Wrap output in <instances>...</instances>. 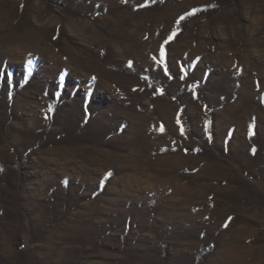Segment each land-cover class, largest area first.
<instances>
[{
    "label": "rangeland",
    "instance_id": "rangeland-1",
    "mask_svg": "<svg viewBox=\"0 0 264 264\" xmlns=\"http://www.w3.org/2000/svg\"><path fill=\"white\" fill-rule=\"evenodd\" d=\"M0 264H264V0H0Z\"/></svg>",
    "mask_w": 264,
    "mask_h": 264
},
{
    "label": "snow or ice",
    "instance_id": "snow-or-ice-1",
    "mask_svg": "<svg viewBox=\"0 0 264 264\" xmlns=\"http://www.w3.org/2000/svg\"><path fill=\"white\" fill-rule=\"evenodd\" d=\"M190 14H195V13H190ZM180 19L182 20V19H184V17H180ZM179 25V20L177 21V26ZM176 35V33L175 32H173L172 34H171V36L169 37V40H171L172 39V37H174ZM161 55H163V46L161 47ZM27 71L29 72V73H31V68H28L27 69ZM169 73H168V69H167V67H165V75H168ZM169 78L171 79V76H169ZM185 78V70L183 69V68H181V70H180V79L181 80H183ZM9 80H11V77H9ZM51 110V109H50ZM255 150H253V152H254Z\"/></svg>",
    "mask_w": 264,
    "mask_h": 264
},
{
    "label": "clouds",
    "instance_id": "clouds-1",
    "mask_svg": "<svg viewBox=\"0 0 264 264\" xmlns=\"http://www.w3.org/2000/svg\"><path fill=\"white\" fill-rule=\"evenodd\" d=\"M255 22V21H254Z\"/></svg>",
    "mask_w": 264,
    "mask_h": 264
}]
</instances>
